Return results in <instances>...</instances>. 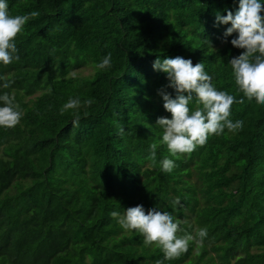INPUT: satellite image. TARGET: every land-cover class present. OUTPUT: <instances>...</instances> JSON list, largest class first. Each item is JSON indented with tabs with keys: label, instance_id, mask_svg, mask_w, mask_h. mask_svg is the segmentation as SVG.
I'll return each mask as SVG.
<instances>
[{
	"label": "trees",
	"instance_id": "1",
	"mask_svg": "<svg viewBox=\"0 0 264 264\" xmlns=\"http://www.w3.org/2000/svg\"><path fill=\"white\" fill-rule=\"evenodd\" d=\"M7 3L11 16L40 15L14 40L20 59L0 63V95L22 111L14 128L0 127V264H264V105L238 90L228 62L244 49L231 44L237 33L224 41L230 24L216 22L239 0ZM109 53L111 67L98 70ZM176 56L202 62L218 91L244 99L229 117L242 130L210 135L179 159L160 143L156 121L171 114L158 90L168 80L153 69L157 57ZM69 98L81 101L75 126L76 110L59 111ZM165 157L171 173L161 170ZM137 205L171 213L177 236H207L164 260L110 215Z\"/></svg>",
	"mask_w": 264,
	"mask_h": 264
},
{
	"label": "clouds",
	"instance_id": "2",
	"mask_svg": "<svg viewBox=\"0 0 264 264\" xmlns=\"http://www.w3.org/2000/svg\"><path fill=\"white\" fill-rule=\"evenodd\" d=\"M264 5L261 0H239L238 10L233 14L227 11V15L217 13V24L228 25L223 33L224 41L233 33L236 38L231 40L233 47L244 49L236 57L229 60L231 76L240 92L248 101L255 99L257 104L264 105ZM38 11H32L28 15H9L7 0H0V63L8 65L13 60H19L14 40L21 32L23 26L31 18L38 17ZM111 67V53L105 56L96 65L98 70H107ZM202 62L193 65L191 59L181 56L175 58L159 57L153 62V69L166 74L168 84L158 90L162 97L164 109L171 114V118L160 117L156 121L162 130L161 144L166 145L171 157L177 159L184 154H191L198 146H204L210 135H221L225 129L229 132L242 130L244 122L229 119L233 103H244V99L236 100L233 95L225 91H218L212 84V77L204 70ZM12 83L6 80L2 87L7 89ZM171 88L175 92V98L167 92ZM51 89H49V92ZM0 127L14 128L20 123L22 111L15 103V97L8 93L0 95ZM194 102L196 108L190 111L189 104ZM90 106L91 99L83 102ZM81 107L80 99L69 98L60 108V114L64 115L72 111L73 125H77L81 119L78 109ZM121 128L120 132L123 133ZM155 143L150 145L149 159L156 163ZM161 170L171 173L175 162L165 157L160 162ZM173 206L179 205L177 198L172 202ZM119 226L125 231H136L143 237V243L147 246H155L164 254V260L178 259L188 251L189 242L195 240L202 244L207 236V229L200 228L196 237L185 233L177 236L180 228L179 222L174 221L171 213L152 208L145 211L143 205L127 208L123 214L117 211L110 213ZM198 237V239H197ZM157 264H162L158 261Z\"/></svg>",
	"mask_w": 264,
	"mask_h": 264
},
{
	"label": "rangeland",
	"instance_id": "3",
	"mask_svg": "<svg viewBox=\"0 0 264 264\" xmlns=\"http://www.w3.org/2000/svg\"><path fill=\"white\" fill-rule=\"evenodd\" d=\"M91 71V67H84L83 72L84 73H89Z\"/></svg>",
	"mask_w": 264,
	"mask_h": 264
}]
</instances>
